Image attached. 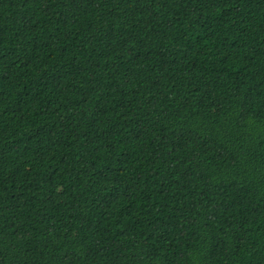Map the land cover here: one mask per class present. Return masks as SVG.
<instances>
[{
  "label": "trees",
  "instance_id": "trees-1",
  "mask_svg": "<svg viewBox=\"0 0 264 264\" xmlns=\"http://www.w3.org/2000/svg\"><path fill=\"white\" fill-rule=\"evenodd\" d=\"M0 264H264V0H0Z\"/></svg>",
  "mask_w": 264,
  "mask_h": 264
}]
</instances>
